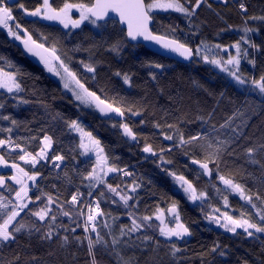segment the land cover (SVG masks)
<instances>
[{"label":"trees","instance_id":"trees-1","mask_svg":"<svg viewBox=\"0 0 264 264\" xmlns=\"http://www.w3.org/2000/svg\"><path fill=\"white\" fill-rule=\"evenodd\" d=\"M65 2L89 3L90 0H52L53 6L57 8ZM21 3L31 11L40 6L41 0H19L11 8L15 18L13 28L18 22L32 33L34 39L47 37L46 46L54 44L57 54L87 87L96 91L102 99H116L125 108L131 106L141 113L133 115L125 111L126 123L137 135V144H133L123 139L119 127H113V124L119 123L103 120L94 108L80 106L57 80H53L43 68L22 54L16 40L8 35L7 30H0V66L4 71L15 66L24 73L21 78L24 91L16 100L10 98L6 90L0 89V103L5 105L0 114L9 115L18 121V126L13 128V138L21 137L28 141L36 137L30 140L29 151L35 153L38 150L40 137L45 133L54 139L49 162H41L35 169L18 161L16 153H5V158L10 162L16 161L25 169L41 173L40 181L32 187L30 196L34 198L39 194L37 188L54 197L58 196L61 201L69 199L76 189L87 194L88 188L81 183V176L91 170L94 157L81 155L79 134L70 132L66 126L67 122L78 120L85 131H90L101 141L110 164L133 173L126 181L121 174L111 173L106 177V182L122 188L130 185L134 179L141 184L136 193L138 205L132 209L124 208L122 203H111V194L107 193L103 185L93 190V196L101 190L106 193L101 198L100 207L106 213L104 219L112 225L114 234L118 235V226H130L128 211L137 216L153 215L157 206L161 209L167 207L165 195L176 189L169 172L184 175L198 189L206 190L209 194V199L203 202L202 207L201 202H197L180 214L182 222L191 232L188 240L173 237L166 241L159 235V220L152 221L149 228L133 234L130 240L124 237L127 244L122 242L115 252L104 254L98 248L97 264H122L121 257L130 260L131 264H264V237L249 238L242 233L224 235L205 219V215L213 208L222 211L223 205L213 189V185L220 187L216 173L213 172L210 182L191 166V159H203V153L178 148L175 146L176 141L166 140L163 136V133L174 135L178 129L187 138L215 126L218 129L217 135L227 139L231 136V129L220 126L233 118L232 127L239 125L243 135L235 145V155L225 157L228 167L222 164L221 174L244 185L246 194L252 195L257 190L264 193V151L254 152L251 159L245 151L249 147L259 149L264 145V94L251 83L241 85L231 81L222 71L200 60L183 65L158 56L143 46H133L117 23H106L103 27L87 23L72 31L50 21L28 19L25 12L18 9ZM241 3L247 12L240 8ZM153 15L154 24L162 25L165 29L174 26L176 37L193 48L201 41L209 45L218 43L230 46L241 40L244 27L252 28L247 38L256 47H248V58L242 59L239 74L248 81L259 80L264 76V21L250 19L253 16H264V0H227V3L206 0L191 18L171 10H157ZM116 42L122 45L119 52L111 50ZM243 47L247 46L242 44ZM81 61L96 67L95 79L92 78L93 73L83 68ZM156 63L164 67H149V64ZM117 72L121 76H117ZM151 73L156 74L155 80L151 78ZM123 74L130 76V85L123 82ZM21 98L27 103H17ZM156 124L161 127L157 128ZM169 124L173 127L168 128ZM9 126V121L0 120V127ZM7 135L0 132V138ZM147 145H151L155 155H143V148ZM4 152V149H0V153ZM56 154L65 156L63 162H57L60 164L59 169L50 162ZM161 157L171 163L162 166ZM65 172L71 177V183L65 177ZM1 175L8 178L12 172H1ZM0 192L5 196L10 195L5 189H0ZM223 194L228 195L231 205L229 210L232 211L230 215L240 218L243 212L244 218L256 222L250 207L231 194ZM177 197L185 200L178 193ZM129 203L132 204V201ZM34 206L29 205L30 208ZM21 216L26 224L33 219L23 213ZM113 217L116 219L113 220ZM76 219L82 221L83 217ZM60 220L66 226L76 227L66 217H60ZM58 231L61 236H69L67 245L62 246V240L55 238L42 240L40 233L29 235L25 231L18 234L15 242L0 248V264H9L17 255L20 259L16 264H91L86 246H78L73 240L74 235L83 236L82 228H77L75 234L65 233L63 228ZM99 231L106 239H110L106 235L108 230L102 225ZM145 236L151 239L142 242ZM154 240H158L159 244H154ZM173 245L179 249L175 255L172 254ZM216 245L219 247L213 251Z\"/></svg>","mask_w":264,"mask_h":264},{"label":"snow or ice","instance_id":"snow-or-ice-1","mask_svg":"<svg viewBox=\"0 0 264 264\" xmlns=\"http://www.w3.org/2000/svg\"><path fill=\"white\" fill-rule=\"evenodd\" d=\"M222 3H227V0H221ZM206 3V0H90L89 3H63L62 7H54L52 0H41L39 7L29 11L24 8L21 3L19 7L28 15L39 17L47 21H56L63 25L64 28H79L84 21H89L96 27H103L104 23H120L126 25V38L131 41H147L158 45L161 50L167 54H176L184 60H200L206 64L214 65L221 71L227 73L238 84L245 85L251 83L258 91L264 93V76L259 80L252 79L248 81L242 78L239 74V66L242 59L248 58V47H256L254 43H250L247 34L252 32L253 29L249 27L243 28V36L241 40L235 42L230 46H222L220 44L209 45L201 41L195 48L190 46L187 42L182 41L175 35V27L157 26L154 24L153 13L157 10L174 11L191 18L196 14V10L201 7V4ZM210 7V5H209ZM240 8L247 12V8L243 3ZM75 9L79 13L78 19H73L71 16L72 10ZM115 13L116 17H109V13ZM12 9L7 6L5 0H0V26L8 30V35L15 40L20 41L26 54H31L37 57L48 72L55 73L63 81L64 89L71 91L74 100L79 102L80 106H87L98 110L103 116L112 119V114L118 117H124L125 111L133 115H140L141 113L133 107L122 106L116 99L109 101L107 98L102 99L96 91L91 90L84 82L77 76L68 64L65 63L61 56L57 54L55 45L46 46L48 43L47 37L41 36L40 40L34 39L33 35L27 28H23L18 22L15 23L13 28L10 25L14 21ZM251 20L264 21V16L250 17ZM247 24V20L245 21ZM154 28L156 29L154 31ZM242 44L247 47L242 48ZM122 45L116 42L112 45V51L119 52ZM234 51V55L232 52ZM228 53L227 59L217 58L220 53ZM254 64V61H252ZM81 64L87 72L93 73L95 79L96 67L92 63ZM149 67L162 69V64H149ZM57 68L60 70L58 71ZM24 73L19 68L11 66L9 71H4L0 66V89L6 90L10 94V98L16 100L17 96L24 91L22 86V76ZM117 76L121 73L117 72ZM151 78L156 79V74L151 73ZM123 82L127 85L131 84V78L128 74H123ZM71 86V87H70ZM17 103H27L22 98L17 100ZM4 104L0 103V110L4 108ZM235 115V114H234ZM210 119V117H209ZM232 119L229 118L221 128H230L231 136L227 139H221L217 135L218 129L215 126L205 128L196 135L185 138L182 132L178 129L174 135L163 133L164 139L169 141H176L175 146L178 148H185L189 150H199L203 153V159H191V163L198 166V174L209 178L213 172L216 173L217 182L220 187L213 185V189L219 199L222 200V205L225 209H230L228 193L237 196L243 201L247 207L253 210L256 216V222L249 218H244V213H240V218H234L229 214V211H221L220 208H213L211 213L205 215V219L210 225L222 228L225 231L237 234V230H242L246 237H253L254 234H264V193L257 190L254 194H246L245 186L236 182L233 178H226L221 174V165L225 168L228 167L226 156L235 155V145L238 143L239 138L243 135L240 126L232 127ZM0 120L9 121V127H0V132H5L8 135L5 138H0V149H4V153H0V167L10 168L15 170L14 173L7 179L4 175H0V189H5L10 195L5 196L0 192V248L9 245L11 242L17 240V235L22 232H27L31 235L33 232L40 233L42 240H62L64 245L69 243V236L67 234L61 236L58 229L63 228L65 233L75 234L77 228H82L83 236L74 235L73 240L78 246H86L91 264H97L96 251L101 248L104 254L108 252H115L118 245L124 241V237L131 239L132 235L141 232L142 229L149 228L150 222L155 218L159 220L163 226L158 228L159 235L165 238L166 241L172 240L173 237L183 239L185 236H190L189 228L182 222L180 218L179 207L176 202H173L168 207L167 212L171 216L173 226L164 224V209L157 206L156 212L153 215H134L132 211H128L127 215L130 219V226H118V235L114 234L112 225L107 223L104 219L106 213L101 209V198L105 197L104 190L99 191L93 196V190L101 188L103 185L107 193L111 194V203H122L126 209L136 208L138 199L136 196L137 190L141 184L137 183L135 179L130 185L122 188L120 185L115 187L106 182V177L111 173H119L125 177L133 176V173L126 169H121L109 163V157L105 152L101 141L97 139L90 131H85L82 124L78 120H71L67 122L66 126L70 132L79 134V148L82 149L81 155H91L94 157V165L91 170L81 176V183L88 188L87 198L84 192L76 189L70 198L66 201H61L59 197H54L52 194L39 192L33 198L29 195L32 191L31 185H36L38 177L41 173L39 171L29 172L26 171L20 163L11 161L5 158V153H16L18 161L24 162L25 165H30L35 169L41 162H49V151L52 149L54 139L52 135L45 133L39 140L38 150L29 151L30 140H35L36 137H31L30 140L25 141L21 137L13 138V128L18 126V121L9 115L0 114ZM160 128V124L155 125ZM113 127H119L122 135L132 141H136L137 135L128 123L122 122L119 125L113 124ZM172 128L173 125H167ZM171 149H169L170 151ZM264 151V145L259 149L256 147L247 148L246 154L251 159L253 153L256 151ZM143 152L155 155L151 145L143 148ZM187 154V153H186ZM65 156L56 154L51 157L52 165L59 169L60 164L63 162ZM255 162V161H253ZM171 163V161H164L161 157V165ZM212 165V166H210ZM175 181L178 189L186 195L188 201L193 204L203 202L209 199V194L206 190L198 189L196 184L187 179L182 174L176 172L168 173ZM65 177L71 183V177L65 172ZM11 181L12 184H9ZM86 182V183H85ZM19 186L16 188L15 186ZM118 198V199H117ZM132 201V204L129 202ZM29 205H35L30 208ZM55 205V208L53 207ZM85 209L87 211H85ZM27 210V211H26ZM33 218L30 223H25L21 214ZM60 217H66L76 224V227H69L64 224ZM76 217H83L82 221ZM116 218L113 217V220ZM59 221V222H58ZM103 226L107 229L106 235L110 239H106L99 231V227ZM46 229V231H42ZM140 239V237H137ZM151 237L145 236L142 242H147ZM154 244L158 245L159 241L154 240ZM216 245L212 250L215 251ZM179 249L173 245L172 254L175 255ZM20 257L17 255L9 264H16ZM122 264H131L130 260H123ZM115 264V262H114Z\"/></svg>","mask_w":264,"mask_h":264},{"label":"water","instance_id":"water-1","mask_svg":"<svg viewBox=\"0 0 264 264\" xmlns=\"http://www.w3.org/2000/svg\"><path fill=\"white\" fill-rule=\"evenodd\" d=\"M18 1L19 0H7V5L9 6V7H13V6H15L17 3H18ZM109 17H112V18H117L116 17V14L115 13H109ZM118 19V18H117ZM14 22H15V19H14V21H11L10 22V25H13L14 24ZM102 24H106V23H104V22H101ZM119 26H120V28L122 29V30H124L125 31V34H126V25H122V24H120V23H117ZM0 30H5L2 26H0ZM8 31V30H7ZM127 41L131 44V45H133V46H143L144 48H146L147 50H149L150 52H152V53H154V54H156V55H158V56H161V57H163V58H167V59H170V60H172V61H174V62H176V63H179V64H183V65H190V64H192L194 61H195V59L194 60H191V61H189V60H184L182 57H179L178 55H176V54H167V53H165V52H163L162 50H161V48L158 46V45H155L154 43H151V42H147V41H142V40H140V41H131L130 39H128L127 38ZM16 45H17V47L20 49V51L22 52V54L28 59V60H30L31 62H33L36 66H38V67H40V68H43L44 70H45V72L53 79V80H57L58 79V76H56L55 75V73H53V72H48L47 71V69L44 67V65L41 63V62H39V59L37 58V57H33L31 54H26V51L23 49V46H22V44L20 43V41H17L16 40ZM96 110V109H95ZM96 112L99 114V116L103 119V120H106V121H108V120H112V121H114V122H116V123H122V122H126V117H125V115H124V117H118V116H115V114H112V116H113V118L112 119H109L108 117H105V116H103V114H101L98 110H96ZM119 131H120V134L122 135V133H121V129L119 128ZM122 137H123V139H125V140H127V141H129V142H131V143H133V144H137V139H136V141H132V140H129V139H127V138H125L123 135H122ZM143 153V155L144 156H146V157H148V156H151L152 154H150V153H145V152H142ZM191 166L192 167H194L195 169H197L198 170V166L197 165H194V164H192L191 163ZM206 178V177H205ZM212 178V177H211ZM207 180H209V178H206ZM168 215H169V218L171 219V216H170V214L168 213ZM217 230L219 231V232H221V233H223L224 235H228V234H230L229 232H227V231H225L224 229H222V228H219V227H217ZM238 231V230H237Z\"/></svg>","mask_w":264,"mask_h":264},{"label":"rangeland","instance_id":"rangeland-1","mask_svg":"<svg viewBox=\"0 0 264 264\" xmlns=\"http://www.w3.org/2000/svg\"><path fill=\"white\" fill-rule=\"evenodd\" d=\"M18 9H20V10H22L19 6H18ZM23 11V10H22ZM32 11V10H31ZM25 15H26V17L28 18V19H33V20H43V19H41V18H39V17H33V16H30V15H28V14H26L25 13ZM71 16H72V18L73 19H78L79 18V13H78V11L77 10H75V9H73L72 10V12H71ZM47 21V20H46ZM50 22H52V23H54V24H59V25H61L59 22H56V21H50ZM91 24L89 21H84V23L83 24H81V26L80 27H82L84 24ZM63 26V25H62ZM79 27V28H80ZM69 28H70V30H72V31H75V30H77V29H79V28H72L71 26H69ZM232 54L234 55L235 53H234V51L232 52ZM227 57H228V53H226V52H222V53H220L219 54V56L217 57V58H223V59H227ZM241 63H242V60H241ZM241 63H240V66H239V72H240V68H241ZM213 68H216L214 65H211ZM216 69H218L219 71H221L219 68H216ZM57 70L59 71L60 69L59 68H57ZM223 72V71H222ZM225 75H227V77L231 80V81H234V79L232 78V77H230L227 73H225V72H223ZM59 83H60V85L63 87V81L60 79V77H59ZM71 87V86H70ZM64 88V87H63ZM255 88V87H254ZM67 93H69L71 96H73L72 95V93H71V91L70 90H68V89H64ZM264 94V93H263ZM53 147V146H52ZM51 151H52V149L49 151V153H48V155H50V153H51ZM43 162V161H42ZM23 167V166H22ZM26 171H29V172H32V169H25ZM8 171H11L12 172V174L14 173V171L15 170H13V169H10V168H5V167H0V175H1V172H8ZM109 176V175H108ZM108 176H107V178H108ZM6 178V177H5ZM40 178H41V175H40V177H38V180H37V183L40 181ZM7 179V178H6ZM8 182H11V181H8ZM12 183V182H11ZM36 183V184H37ZM175 185H176V183H175ZM34 186H36V185H31V182H30V187L32 188V187H34ZM17 188L19 187L18 185L16 186ZM177 193L179 194V195H182L183 197H184V199L185 200H180L178 197H177ZM29 195H30V193H29ZM233 197H236V198H238L237 196H235V195H232ZM165 199L167 200V207L164 209V224H167V225H169V226H173L172 225V221H171V219H169V217H168V214H167V209H168V207H170V205L173 203V202H176L177 204H178V207H179V212H180V214H181V212H183V211H186L187 210V208L188 207H190L191 205H192V203L190 202V201H188L187 200V198H186V195L185 194H183L179 189H178V187H177V185H176V189H175V191H173V192H169V193H167L166 195H165ZM238 200L241 202V200L238 198ZM242 203H244L243 201H242ZM229 211V214H230V212H232V211H230L229 209H225L224 207H223V210H222V212L223 211ZM212 211V210H211ZM211 211H209V213H211ZM255 218H256V216H255ZM128 220L130 221V219H129V217H128ZM152 221H155V222H157L158 220H156L155 218H153V220ZM151 221V222H152ZM151 222H150V224H151ZM159 224H160V226H163L162 224H161V222L159 221ZM214 228H216V226H214V225H212ZM254 236H258V237H264V234H259V233H256V234H254ZM175 238V237H174ZM188 240L189 239V236H185L183 239H179V240Z\"/></svg>","mask_w":264,"mask_h":264},{"label":"built area","instance_id":"built-area-1","mask_svg":"<svg viewBox=\"0 0 264 264\" xmlns=\"http://www.w3.org/2000/svg\"><path fill=\"white\" fill-rule=\"evenodd\" d=\"M126 179V177H124ZM86 198H87V195L85 194ZM88 200H90L91 198H87Z\"/></svg>","mask_w":264,"mask_h":264}]
</instances>
